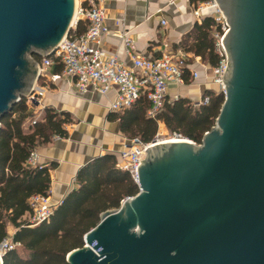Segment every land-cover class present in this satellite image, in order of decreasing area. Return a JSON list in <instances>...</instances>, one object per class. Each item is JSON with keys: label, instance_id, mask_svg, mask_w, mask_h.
<instances>
[{"label": "water", "instance_id": "1", "mask_svg": "<svg viewBox=\"0 0 264 264\" xmlns=\"http://www.w3.org/2000/svg\"><path fill=\"white\" fill-rule=\"evenodd\" d=\"M214 1L228 59L214 124L199 143L148 148L138 191L101 212L63 264H264V0ZM72 2L0 0V116L36 95L28 53L52 54Z\"/></svg>", "mask_w": 264, "mask_h": 264}, {"label": "trees", "instance_id": "2", "mask_svg": "<svg viewBox=\"0 0 264 264\" xmlns=\"http://www.w3.org/2000/svg\"><path fill=\"white\" fill-rule=\"evenodd\" d=\"M190 1L195 5L207 0ZM84 26V21H78L74 33L80 34ZM217 27L210 15H203L177 46L213 66L218 56L211 32ZM47 56L53 59L52 71L59 73L58 60L52 54ZM33 58L39 62L42 57L33 54ZM186 79L185 68L183 80ZM201 96H207L208 100L198 106L181 96L165 101L151 118L145 114L149 102L140 94L130 106L110 113L108 118L117 120L123 135L136 136L142 142H149L156 133L157 123L162 122L170 133L199 143L203 133L214 124L223 101V95L214 87L204 89ZM33 118V111L23 96L0 116V240L7 237L6 225L9 224L13 227L10 239L19 242L1 255V264L65 263L66 253L82 246L83 234L98 222L101 212L117 208L122 199L137 192L127 171L118 168L117 156L106 153L79 167L74 178L76 187L64 196L46 220L29 225L27 216L32 212L29 198L34 194L47 196L49 174L48 166H31L26 159L30 151L49 142L53 136L65 137L64 125L71 122L67 113L50 107H43L40 116L31 123Z\"/></svg>", "mask_w": 264, "mask_h": 264}, {"label": "crops", "instance_id": "3", "mask_svg": "<svg viewBox=\"0 0 264 264\" xmlns=\"http://www.w3.org/2000/svg\"><path fill=\"white\" fill-rule=\"evenodd\" d=\"M92 1L105 11L104 21L108 32L102 36L100 47L106 53L114 54L123 64H130L123 48V34L133 41L132 52L138 56L150 58L157 56L161 50H181L185 53L187 79L183 85L168 84L167 98L176 94L193 101L204 89L213 87L208 81V72L202 68V65H209L201 61L198 55L177 46L193 23L200 20L192 13L197 4L190 0ZM161 20L165 23L162 24ZM53 67L51 65L46 74L39 75V78L34 77L31 85L42 89L38 103H33L37 105L38 113L42 112L43 107H50L57 112L67 113L71 118V122L64 125L65 137L53 136L49 142L35 149L36 162L48 166V200L57 205L76 187L74 178L78 168L106 153L117 156L124 136L118 129L117 120L108 118L110 113L115 112L107 108L115 96V88L106 95L90 88L78 92L70 78L59 76L52 79L51 74H59L52 71ZM193 70L199 74L196 81L190 80ZM10 231L13 232V227L7 224L8 236H11Z\"/></svg>", "mask_w": 264, "mask_h": 264}, {"label": "built area", "instance_id": "4", "mask_svg": "<svg viewBox=\"0 0 264 264\" xmlns=\"http://www.w3.org/2000/svg\"><path fill=\"white\" fill-rule=\"evenodd\" d=\"M214 5L215 11L209 14H202L201 10ZM193 15L201 18L203 15H210L217 23V29L211 32L213 38L214 52L218 56L217 63L213 66L202 65L203 70L208 72V81L213 85L216 92L225 94L223 78L228 65L227 54L223 46L222 38L227 30L226 21L218 9L214 0H207L197 3L193 8ZM105 11L92 0H75L74 19L71 24V31H68L55 45L52 55L61 65L59 74H51L52 79L59 76L73 80L78 92H84L87 88L106 95L112 88L116 89L115 96L107 106L110 111L122 110L132 104L140 94L144 95L149 102L145 111L146 116L153 118L162 108L165 101L176 99L174 94L171 98L166 97L168 84L183 85V71L187 68V58L181 50H161L157 56L150 58L134 54L133 41L123 34L122 43L125 53L128 55L130 64L120 62L114 54L106 53L101 47V38L108 32L105 25ZM78 21H84V30L75 34L73 29ZM164 24L165 21L161 20ZM69 29V30H70ZM53 59L49 56H42L36 63L37 73L46 74V70L52 65ZM199 74L196 70L191 71V81H196ZM36 95H27L29 102L38 103L42 89L35 87ZM207 96H199L192 101L193 106L206 103ZM36 118L31 120V123ZM179 134L172 132L167 139H182ZM157 134L149 142H142L138 137L123 138L121 147L117 153V166L127 171L131 180L136 184L138 191L137 165L144 159L145 151L157 144ZM37 154L35 149L29 152L26 162L31 165H40L36 162ZM131 196H127L128 198ZM29 205L32 212L28 218L29 225H35L46 220L55 204L48 200L46 195L34 194L29 198ZM84 244V241H82ZM19 245V242L12 241L10 237L0 240V255Z\"/></svg>", "mask_w": 264, "mask_h": 264}, {"label": "rangeland", "instance_id": "5", "mask_svg": "<svg viewBox=\"0 0 264 264\" xmlns=\"http://www.w3.org/2000/svg\"><path fill=\"white\" fill-rule=\"evenodd\" d=\"M38 54L42 57L43 55V53H40V52H38ZM28 56L32 59V60H34V58H33V54H29L28 53ZM34 62H35V64H36V61L34 60ZM33 83V82H32ZM213 88V87H212ZM24 94V98H25V102H26V105L29 107V108H31V110L33 111V114H34V118H38L39 116H40V114L41 113H38L37 112V105L36 106H34V104H32L31 102H29L28 100H27V94L26 93H23ZM155 134H157V139L158 140H167L169 137H170V135H171V133L165 128V126L163 125H161V123L160 122H158L157 123V129H156V133ZM125 138H128V137H126L125 135H123ZM168 141V140H167ZM161 142V141H160ZM163 142V141H162ZM169 142V141H168ZM164 143H167L166 141L164 142ZM159 144H161V143H159ZM156 145H158V144H156ZM153 146H155V145H153ZM152 147V146H151ZM30 216V215H29ZM29 216H27V219L29 218ZM12 230V229H11ZM6 234H7V237H10V236H8V233L6 232ZM10 234H12V231H10ZM20 249V248H19Z\"/></svg>", "mask_w": 264, "mask_h": 264}, {"label": "bare ground", "instance_id": "6", "mask_svg": "<svg viewBox=\"0 0 264 264\" xmlns=\"http://www.w3.org/2000/svg\"><path fill=\"white\" fill-rule=\"evenodd\" d=\"M73 2V5H72V13H71V17H70V20H69V23L70 22H72L73 21V19H74V5H75V0H72ZM181 139H170V141L169 142H173V141H180ZM161 141V142H160ZM163 141V142H162ZM168 142L167 140H158L157 141V144H159V143H164V142Z\"/></svg>", "mask_w": 264, "mask_h": 264}]
</instances>
